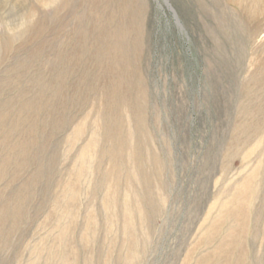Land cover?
<instances>
[{
    "label": "rangeland",
    "instance_id": "obj_1",
    "mask_svg": "<svg viewBox=\"0 0 264 264\" xmlns=\"http://www.w3.org/2000/svg\"><path fill=\"white\" fill-rule=\"evenodd\" d=\"M0 264H264V0H0Z\"/></svg>",
    "mask_w": 264,
    "mask_h": 264
}]
</instances>
